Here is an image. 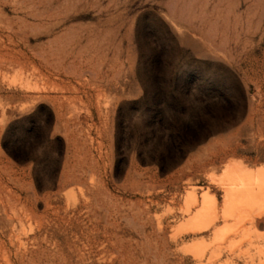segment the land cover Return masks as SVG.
I'll return each mask as SVG.
<instances>
[{
  "label": "rangeland",
  "instance_id": "obj_1",
  "mask_svg": "<svg viewBox=\"0 0 264 264\" xmlns=\"http://www.w3.org/2000/svg\"><path fill=\"white\" fill-rule=\"evenodd\" d=\"M263 199L264 0H0V264H264Z\"/></svg>",
  "mask_w": 264,
  "mask_h": 264
},
{
  "label": "bare ground",
  "instance_id": "obj_2",
  "mask_svg": "<svg viewBox=\"0 0 264 264\" xmlns=\"http://www.w3.org/2000/svg\"><path fill=\"white\" fill-rule=\"evenodd\" d=\"M237 172V171H236ZM229 173H230V171H229ZM233 174V173H232ZM230 175V174H229ZM227 176H228V174H227ZM231 177H232V175H230ZM230 178V177H229ZM233 178V177H232ZM229 192H230V190H228ZM253 191V190H252ZM236 192V191H235ZM251 192V191H250ZM257 192V191H256ZM260 192V191H259ZM263 193V192H262ZM241 194H243V193H241ZM239 196H240V194H238ZM244 195V194H243ZM246 195V194H245ZM254 196V195H253ZM241 197V196H240ZM242 198H244V199H241V201L242 202H247V200H249V198L248 197H243L242 196ZM236 199V197H235V194H234V191H231L228 195H227V202H228V204H229V207L228 208H230L231 210H235L234 212H236L237 210H241V209H243L245 206H243L242 204L243 203H241V205H239V206H235V200ZM206 200V199H205ZM264 200V199H263ZM209 202V201H208ZM226 202V201H225ZM239 202H240V200H239ZM253 202V201H252ZM208 204V203H207ZM247 204H249V203H247ZM250 204H251V202H250ZM252 204H255L254 202L252 203ZM238 205V204H237ZM244 205H246L245 203H244ZM233 206H235L236 208H234ZM248 206V205H247ZM249 206H251V205H249ZM209 207H210V205H205V210H204V212L203 213H200L199 215H197V216H195L193 219H191V223L195 226L194 228H199V229H201V228H203L204 226H207V222H208V220L210 219V216L206 213L207 211H208V209H209ZM247 208V207H246ZM227 210V209H226ZM201 211V210H200ZM245 211V210H244ZM251 211V210H250ZM233 212V213H234ZM243 212V211H242ZM196 214V213H195ZM212 214V213H211ZM245 214V213H244ZM228 215V214H227ZM215 218V217H214ZM214 218H212V219H214ZM214 221V220H213ZM211 222V221H210ZM213 223V222H212ZM215 223V222H214ZM206 224V225H205ZM208 224H209V222H208ZM199 231V230H198Z\"/></svg>",
  "mask_w": 264,
  "mask_h": 264
}]
</instances>
